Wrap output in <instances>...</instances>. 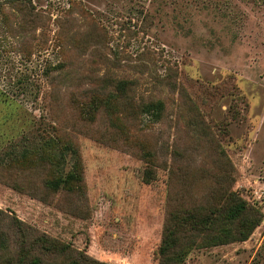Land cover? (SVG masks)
Masks as SVG:
<instances>
[{
  "label": "rangeland",
  "instance_id": "rangeland-1",
  "mask_svg": "<svg viewBox=\"0 0 264 264\" xmlns=\"http://www.w3.org/2000/svg\"><path fill=\"white\" fill-rule=\"evenodd\" d=\"M33 3L51 15L41 53H16L0 20V210L107 264H160L169 213L208 202L229 159L262 222L183 264H264V0ZM62 30L66 68L47 75ZM109 77L135 80V105L162 100V117L88 112ZM73 149L84 180L54 188Z\"/></svg>",
  "mask_w": 264,
  "mask_h": 264
},
{
  "label": "trees",
  "instance_id": "trees-1",
  "mask_svg": "<svg viewBox=\"0 0 264 264\" xmlns=\"http://www.w3.org/2000/svg\"><path fill=\"white\" fill-rule=\"evenodd\" d=\"M50 19L49 11L38 8L33 0H0V20L6 39L13 43L14 51L22 57H26L28 52L32 53V49L39 54L49 47L47 27ZM75 20L68 17L62 21V26L70 27ZM91 33H95L94 29ZM28 34L31 36L28 37ZM55 35L61 43L56 57L58 62L49 67L47 75L53 72L60 74L66 68L63 36L68 33L62 30ZM76 39V33L68 36L69 41ZM84 44L78 39L74 47L79 48ZM104 82L100 86L102 90L94 91L87 102L88 112L103 108L114 114L118 109L125 112L140 109L154 117L155 121L162 117L165 105L160 99L140 105L129 101V91H133L135 80L109 77ZM72 153L77 158L75 170L66 178L52 180L50 184L54 188H59L62 183H77L79 187L82 184L84 178L80 157L77 150L73 149ZM233 169L229 159L224 162L221 168L223 175L214 176L216 188L208 202L183 203L169 213L157 251L160 264H183L193 249L247 240L260 225L263 219L260 210L250 206L247 200L233 190ZM0 264L107 263L74 248L71 244L40 233L16 215L0 210Z\"/></svg>",
  "mask_w": 264,
  "mask_h": 264
}]
</instances>
